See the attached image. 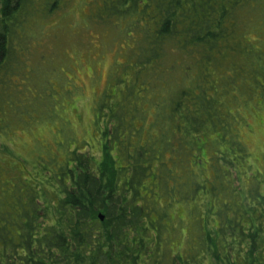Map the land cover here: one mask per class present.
Segmentation results:
<instances>
[{"label": "trees", "instance_id": "16d2710c", "mask_svg": "<svg viewBox=\"0 0 264 264\" xmlns=\"http://www.w3.org/2000/svg\"><path fill=\"white\" fill-rule=\"evenodd\" d=\"M62 1L0 0V96L20 66L24 22ZM93 3L96 24L125 45L118 82H107L91 110L87 145L98 155L71 150L64 165H47L39 181L0 202V264H264V166L249 170L239 135L243 111L264 100V52L256 50L264 0ZM153 126L164 164L152 161ZM122 129L137 132L134 145L120 142ZM185 139L212 158L200 167L195 157L197 177L181 161ZM160 166L193 181L168 191ZM179 206L184 223L172 221Z\"/></svg>", "mask_w": 264, "mask_h": 264}, {"label": "rangeland", "instance_id": "374dc122", "mask_svg": "<svg viewBox=\"0 0 264 264\" xmlns=\"http://www.w3.org/2000/svg\"><path fill=\"white\" fill-rule=\"evenodd\" d=\"M93 1L63 0L59 9L47 17L41 15L40 3L36 2L39 12L24 22V29L19 33V37L25 38L24 48L16 50L20 66L9 76L6 94L0 96V202L10 203L7 195H11V201L14 194L21 195L27 186L39 181L47 165L53 168L64 165L71 150L98 155L95 144L87 145L94 136L91 110L107 82L110 88V79L118 77L125 45L117 44L96 24ZM257 45L255 49L264 52V37ZM256 100L259 106L244 110L245 125L239 126L241 141L251 154V172L264 166V100ZM126 130L120 131L118 139L134 145L137 132ZM148 131L150 143L158 149L153 164H164L161 161L163 144L160 138L152 136L155 127ZM162 135L167 142L172 140L170 132ZM187 143L185 139L183 146L187 147L188 154L181 161L197 177L199 156L200 167H207L212 158L209 153L199 155L198 151H189ZM162 168L168 191L173 190L174 182L184 188L185 183L193 181L192 175L175 177L172 168ZM179 170V174L187 171L186 168ZM200 171L207 180L213 176L210 169ZM171 217L175 223H184L185 209L174 208ZM185 230L183 227V235ZM183 239L181 236L176 245H183Z\"/></svg>", "mask_w": 264, "mask_h": 264}, {"label": "water", "instance_id": "95a60500", "mask_svg": "<svg viewBox=\"0 0 264 264\" xmlns=\"http://www.w3.org/2000/svg\"><path fill=\"white\" fill-rule=\"evenodd\" d=\"M99 218H100L101 220H103V216H102V215H99Z\"/></svg>", "mask_w": 264, "mask_h": 264}]
</instances>
